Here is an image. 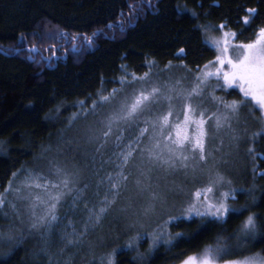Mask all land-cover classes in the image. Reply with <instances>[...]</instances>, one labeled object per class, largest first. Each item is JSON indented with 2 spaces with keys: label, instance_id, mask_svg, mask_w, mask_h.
<instances>
[{
  "label": "rangeland",
  "instance_id": "374dc122",
  "mask_svg": "<svg viewBox=\"0 0 264 264\" xmlns=\"http://www.w3.org/2000/svg\"><path fill=\"white\" fill-rule=\"evenodd\" d=\"M253 15L249 14L245 23ZM220 25L224 27L220 28ZM205 27L208 28L207 32L204 31L208 42L204 38L206 54L201 60H188L187 48L182 47L184 53L177 51L174 58L161 67H152L154 59L147 57V75L130 78L123 84L110 86L106 78L100 77L98 87L92 95V99H96L95 109L91 103L90 110L77 112L72 116L75 110L66 108L67 102H64L63 108H55V103L59 101L57 97L52 104H47L48 95L52 93L50 82L45 87L25 94L13 111L21 126L34 133L39 131L38 110L41 116L46 114L50 117L52 124L56 120L59 122L54 130L44 132L43 153L39 154L41 156L37 157V161L26 167L22 165V135L10 132L7 134L10 137L0 139V154L10 156L13 163V170L8 176L4 179L0 177V196L5 201L0 206L1 249L8 251L26 247L25 264H109L110 256L112 264H182L188 256L199 257L207 245H215L219 238L226 254L217 260V264H224L225 260L242 261L255 254L264 256V240L261 238L264 204L258 205L255 202L258 188L247 178V173L251 171L256 172L258 177L264 175V170L259 168V160L264 158V153L260 151L261 146L264 148V132L261 131L264 123L258 120L261 115L259 106L251 98L244 97L238 84L234 83L230 87L216 86L217 83L223 84L222 74L229 72L231 67L226 61L223 65L216 61L221 52L211 44V41L219 40L223 45L227 40L228 54L235 59L234 46L256 40L260 29L264 27L255 29L251 34L230 22L208 23ZM224 33H236V36L225 37ZM205 65H208L207 69ZM217 69L221 73L219 80L215 76L209 77L206 84L200 86L201 94L194 96L190 102L194 107L199 104L198 110H204L208 117L218 109L221 112L224 110L221 100L225 103L243 100L247 106L241 108V122L233 121L239 139L233 141L232 133L227 129L215 131L213 121L208 120L205 124L209 132L206 148L212 155L206 165H200L203 171L197 169L193 173L188 170L186 175L185 170L179 167L166 170L159 164H152L147 154L141 153V149L150 146L152 128L149 127V131L140 137L139 147L123 169L128 179L120 182L115 203L103 217L100 226L92 227L89 224L85 232L88 210L98 209L105 196L112 198L108 176H115L121 170L117 167L121 162L118 153L127 150L129 141L135 147L140 129L146 126L144 121H153L167 114L170 104V123L183 121L184 101L177 92L191 91L198 84L197 77L202 72L215 73ZM177 81L180 83L177 84ZM152 87H158L162 93L170 95L171 101L161 96L150 106V111L136 120L127 124L121 122L119 128L114 126L105 143L102 133L106 130L111 113L118 109L119 102L125 99L130 101L134 93L150 90ZM114 89L116 92L113 95ZM100 95L109 96L111 102L102 103ZM33 98H38V102L34 103L36 110L29 113L25 109V103H32ZM84 105L88 106L86 103ZM47 106L55 110L54 115L51 116L52 110ZM187 131L191 134L192 128L189 127ZM117 135H121L119 142L116 140ZM97 148L99 151H96ZM57 167L66 172L78 173L74 177L75 185L70 182L68 188H64V177L56 173ZM217 172L225 179L220 183H212ZM13 173L16 175L13 176ZM137 179L142 182V191L136 184ZM209 188L211 190L207 191ZM77 189L80 190L79 194ZM58 191L63 195L56 203L57 220L51 230L30 229L32 212L37 216L44 214L48 204L52 202L50 196ZM153 191L166 193V199L163 204L156 201L155 207L149 209V205L153 203ZM245 191L252 193L251 203L238 208L233 201L239 193ZM197 192H200L199 196L196 195ZM220 202H224L229 211L222 218H217L208 213V205ZM190 204H195L201 213L207 214H185ZM232 209L238 211L234 213ZM250 215L254 216L257 225L254 237H246L241 232L243 222ZM188 224L197 226L199 231H210L189 238V234L185 235L181 229L182 225L184 229ZM209 232L216 234L206 237ZM153 237L158 238L155 243ZM68 239L75 243L68 244ZM175 247L179 249L176 254L172 252ZM121 255L127 258H121Z\"/></svg>",
  "mask_w": 264,
  "mask_h": 264
},
{
  "label": "trees",
  "instance_id": "16d2710c",
  "mask_svg": "<svg viewBox=\"0 0 264 264\" xmlns=\"http://www.w3.org/2000/svg\"><path fill=\"white\" fill-rule=\"evenodd\" d=\"M248 9L255 13L245 23ZM223 22L251 34L264 27V0H0V139L10 132L22 135V165L34 163L43 153L44 132L54 130L59 120L52 124L38 110L39 131L21 126L13 111L28 91L50 82L47 104L57 97L55 108L67 102L66 108L75 110L72 116L88 111L96 102L92 95L100 77L110 86L123 84L145 74L147 57L154 59L152 67H161L182 47L187 48L188 60H201L206 54L205 33L199 26ZM32 101L24 106L29 113L36 110L38 98ZM260 151L264 153L262 146ZM12 166L11 157L0 154L1 178ZM259 168L264 170V158ZM247 178L258 188L255 202L264 204V175L251 171ZM251 194L239 193L233 203L243 207L251 203ZM188 225L191 228L181 229L189 238L210 231ZM262 232L264 240V222ZM12 249L0 248V264H25L27 248Z\"/></svg>",
  "mask_w": 264,
  "mask_h": 264
},
{
  "label": "snow or ice",
  "instance_id": "6c2138e0",
  "mask_svg": "<svg viewBox=\"0 0 264 264\" xmlns=\"http://www.w3.org/2000/svg\"><path fill=\"white\" fill-rule=\"evenodd\" d=\"M249 14H254L255 9H248ZM195 15V13H193ZM244 21H248V17H244ZM204 29L205 32L208 31L203 25L199 26ZM224 25H220L223 28ZM95 35V34H94ZM236 36V33H224V36ZM205 42H208V38H205ZM211 44L217 50H220L221 55L216 57V61L223 65L225 61L230 65L231 70L222 74L223 84L217 83V87H230L232 84H238L240 86L241 92H243L244 97L251 98V101L255 102V105L259 106V111L261 113L258 120L264 123V28H261L256 40L250 43H239L234 46L235 59L228 54V41L225 40L223 45L219 40L211 41ZM180 53H184V49H180ZM211 63V62H210ZM208 65H205V69ZM199 72L200 69L198 68ZM147 75V74H145ZM215 76L219 80L221 76L220 70L217 69L215 73L204 71L197 77L198 84L196 87L192 88L188 92H177L178 96H181L184 101L183 106V121L176 123H170L169 117L172 116L171 104L169 105V111L167 114L159 116L156 120L149 121L145 120V127L140 129V136L136 138V146H133V142L129 141L126 145L127 150L118 153L120 164L117 165L121 170L116 173L115 176L109 175L108 181L111 185L112 198L109 199L105 196L102 205L98 209H89L88 220L85 223L84 231L88 230L89 224L92 227H98L101 225L103 217L107 214L109 208L115 203L117 196L119 195V187L121 181H127L128 176L124 174V167L128 165L129 160L132 158L133 153L136 152L139 147L140 137L149 131V127L152 128V135L150 136V146L141 149V153H146L149 158V162L152 164H159L166 170H175L176 168H182L185 170L187 175L188 170L193 173L197 169H200L201 164H207L208 158L212 155L211 151L207 150V138L209 136L208 129L205 124L208 120L213 121V127L215 131H220L221 129H227L232 133L231 139L237 141L239 136L237 135V129L233 127V121L237 123L241 122V108L246 107L245 102L242 101H232L231 103H225L222 100L220 103L223 105V111L212 112L210 116L206 117L204 110H198L199 104L196 107L190 101L194 96H199L200 86L205 85L208 78ZM123 82V80H122ZM180 81H177L179 84ZM175 89H170L174 91ZM116 90H113V95ZM161 96L171 101L172 97L165 93H162L158 87H152L150 90H142L138 93H134L131 100H123L119 102V107L116 111L112 112L107 123L106 130L102 133L104 137V142H107V138L113 131V127H120L121 122L124 124L130 123L136 120L139 116L143 115L146 111H150V106L157 102ZM213 99L219 100L218 97H213ZM99 100L102 103H110L109 96L100 95ZM83 104V102H80ZM96 107V102H93V109ZM178 119V118H177ZM191 127L192 133L189 134L187 129ZM264 132V128L261 129ZM253 135H256L255 133ZM116 140L119 142L121 140V135L116 136ZM103 144H101V147ZM99 151V148L96 149ZM251 151V150H250ZM203 171V169H200ZM56 173L58 175H63L62 184L64 188H68L71 182L75 185V179L78 175L76 172H66L64 169L57 167ZM16 174L13 173V176ZM72 177L73 179H69ZM224 177L217 172L215 174V179L212 183H220L224 181ZM231 183V181H228ZM136 184L143 190L141 180L137 179ZM40 187L39 184L36 185ZM11 187V185H10ZM46 187V185H45ZM53 187H58L53 185ZM71 191V189H69ZM211 189H207L210 191ZM19 191V189H17ZM80 190L77 189L79 194ZM62 192H57L54 196H50L52 201L48 204L47 210L44 214L37 216L33 211L31 214V219L29 223V228L34 230L44 229L45 231H50L53 223L57 220V215L55 213L56 203L60 200ZM197 196L200 192L196 193ZM227 196V193L224 194ZM151 198L153 203L149 205V209L155 207V202L159 201L161 204L166 199V193L153 191L151 193ZM39 199V198H37ZM5 203L2 196H0V206ZM15 207V205H13ZM147 211V209H146ZM229 207L224 203L220 202L215 205H208V213L216 216L217 218H222L224 214L228 213ZM235 213L238 210L232 209ZM204 215L207 213H201L195 204H190L186 210L185 214ZM174 219V217H170ZM257 225L254 216L250 215L247 217L246 221L243 222L241 232L244 236L254 237L256 235ZM83 235V233H81ZM157 237H153V243H155ZM68 244H73L75 241L72 239L67 240ZM226 254V250L223 244H221L219 238L217 239L215 245L209 244L205 247L204 251L199 257L188 256L182 261V264H217V260ZM109 264H112L111 256L109 257ZM224 264H264V256L255 254L252 256L245 257L241 260H225Z\"/></svg>",
  "mask_w": 264,
  "mask_h": 264
},
{
  "label": "water",
  "instance_id": "95a60500",
  "mask_svg": "<svg viewBox=\"0 0 264 264\" xmlns=\"http://www.w3.org/2000/svg\"><path fill=\"white\" fill-rule=\"evenodd\" d=\"M35 52H36V50H35Z\"/></svg>",
  "mask_w": 264,
  "mask_h": 264
}]
</instances>
